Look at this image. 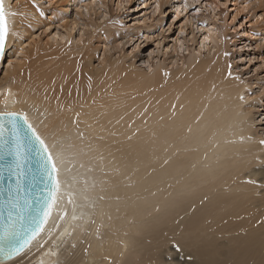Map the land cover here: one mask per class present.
I'll list each match as a JSON object with an SVG mask.
<instances>
[{"label":"bare ground","instance_id":"obj_1","mask_svg":"<svg viewBox=\"0 0 264 264\" xmlns=\"http://www.w3.org/2000/svg\"><path fill=\"white\" fill-rule=\"evenodd\" d=\"M43 1L4 0L0 112L27 114L55 159L60 190L43 232L0 264H264V247L249 254L255 242L235 234L243 247L211 261L182 251L187 260L176 259L166 243L204 215L205 204L197 205L218 176L213 206L230 211L234 187L225 180L250 168V157H264V129L256 126L262 86L252 95L254 82L232 74L220 54L191 57L185 73L135 88L119 60H91L92 16L108 15L98 11L106 0H55L45 13ZM156 3L159 10L163 2ZM35 28L44 43L31 38ZM207 32L204 38L218 36ZM27 46L32 55L22 63Z\"/></svg>","mask_w":264,"mask_h":264},{"label":"rangeland","instance_id":"obj_2","mask_svg":"<svg viewBox=\"0 0 264 264\" xmlns=\"http://www.w3.org/2000/svg\"><path fill=\"white\" fill-rule=\"evenodd\" d=\"M119 1L106 0L105 6L98 9L104 10L108 14L106 17L101 12L92 16L95 22L90 39L94 48L91 59L94 65L101 66L103 60L104 65L119 60L129 68V84L143 89L158 77L185 73L191 57L198 62L222 54L232 74L254 82L249 91L252 95L258 85L262 86L264 98V18L261 16L264 14V0H189V5L187 0H160L163 6L159 10L156 9V0H122V4ZM49 2L44 0V4L41 3L44 13L56 9L55 0ZM107 20L108 23L102 26ZM208 27L216 30L218 36L204 38L210 33ZM34 32L36 35L32 39L39 41L41 37L42 43L46 41L40 28H35ZM75 33L77 28L71 38L73 42H76ZM29 39L25 43L32 41ZM28 47L20 57L22 63L31 58L32 48ZM19 55L18 52L15 57ZM261 109L264 113V107ZM258 115L259 124L256 126L261 131L264 117ZM250 160V168L235 175L230 173L225 180L226 184L232 180L234 187L235 199L230 211L213 206L212 195L223 186L218 176L215 186L197 205L205 204L201 208L205 209L204 215L192 225L182 226L177 233L168 236L166 243L173 248L176 259L182 257L183 252L187 258L192 256L211 261V254H229L234 247H243L242 239L249 238L250 242H255L249 254L264 247V157H250ZM243 173L244 176H240ZM229 212H232L234 222L228 221ZM260 254L264 256V253ZM181 259L187 260L185 257Z\"/></svg>","mask_w":264,"mask_h":264},{"label":"snow or ice","instance_id":"obj_3","mask_svg":"<svg viewBox=\"0 0 264 264\" xmlns=\"http://www.w3.org/2000/svg\"><path fill=\"white\" fill-rule=\"evenodd\" d=\"M7 13L4 7V0H0V54L3 53L8 36ZM230 67V66H229ZM21 119L23 123H21ZM5 123L10 127H5ZM27 125V129L34 137L33 143L38 142L37 151L42 153V171L48 177L50 187L46 210L43 212L44 219L36 222L35 227L29 233L18 232L15 229L17 218L23 219L20 193L23 188L25 176L24 167L26 163V141L21 136V129ZM260 143L264 144V140ZM0 162H3L8 172L7 188L4 192V203L7 205V223L4 227V238L7 245H0V256L12 259L19 255L27 247L32 239L43 230L42 225L46 223V218L51 214L52 205L56 203V194L60 190L59 169L53 159L52 153L48 150L45 141L36 132V129L28 122L26 113L0 112ZM14 185V187H13ZM21 209L18 213L17 210Z\"/></svg>","mask_w":264,"mask_h":264},{"label":"water","instance_id":"obj_4","mask_svg":"<svg viewBox=\"0 0 264 264\" xmlns=\"http://www.w3.org/2000/svg\"><path fill=\"white\" fill-rule=\"evenodd\" d=\"M7 40H8V36L6 38L4 51L2 54H0V63L2 61L3 55L6 50ZM28 122L31 123L29 120ZM21 123H23L22 119H21ZM5 127L6 128L10 127V125L5 123ZM21 136L25 137L26 153H27L26 163L24 167L25 176L22 177L24 181V185L20 193V204H21L23 219L21 220L17 218L15 229L18 232L29 233V230L35 227L36 222L44 219L43 212L46 210L48 188L50 187V184L48 181V177L42 171V167H41L42 153H39L37 151V149L39 148V144L38 142L33 143L34 137H32L31 132L27 129V125H24L23 128L21 129ZM7 179H8V172L6 170V167L3 162H0V245H7V240L4 238V227L5 224L7 223V205L4 203L5 200L4 192L7 188ZM53 206L54 204L52 205L51 213L53 210ZM21 209H18L17 212L19 213ZM50 215L46 218V223ZM46 223L42 225L43 230L46 226ZM43 230L40 231L38 235H36L35 239L31 240V243L27 247H25L23 251H25L32 244V242L37 239V237L43 232ZM16 256L18 255L13 256L12 258ZM8 260L9 259L0 256V262H5Z\"/></svg>","mask_w":264,"mask_h":264}]
</instances>
